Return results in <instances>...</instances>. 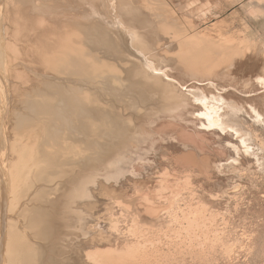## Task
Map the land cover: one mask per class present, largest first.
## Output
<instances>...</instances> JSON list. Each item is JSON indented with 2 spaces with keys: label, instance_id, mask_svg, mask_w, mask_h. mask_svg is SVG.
<instances>
[{
  "label": "bare ground",
  "instance_id": "1",
  "mask_svg": "<svg viewBox=\"0 0 264 264\" xmlns=\"http://www.w3.org/2000/svg\"><path fill=\"white\" fill-rule=\"evenodd\" d=\"M221 1L235 0H0V264L201 259L243 242L229 239L247 201L264 200V106L227 100L217 79L263 56L264 92V41L204 28ZM248 6L264 17V0ZM169 134L179 149L160 167Z\"/></svg>",
  "mask_w": 264,
  "mask_h": 264
},
{
  "label": "rangeland",
  "instance_id": "2",
  "mask_svg": "<svg viewBox=\"0 0 264 264\" xmlns=\"http://www.w3.org/2000/svg\"><path fill=\"white\" fill-rule=\"evenodd\" d=\"M232 1H234V0H232ZM224 3H226L225 1H223ZM222 1H221V3H223ZM223 3V5L222 4H220V7L219 8H212L213 10H212V12H211V15L213 16L212 17V21L209 23V25H205L204 26V28H207V27H212L213 25L215 26V24L217 23V26H218V24L219 25H221L220 27L218 26V31L219 32H225V33H227L230 37H236L237 38V40L238 39H240V40H238V41H244L245 39H247V38H249V39H252V40H257V41H264V17L263 16H261V17H258V18H252V17H250L248 14H247V12H246V9H248V3H249V0H242L240 3H239V1H234V4H230V3H227V4H224ZM224 6H225V8H224ZM229 7V8H228ZM224 8V9H223ZM225 11H223V10ZM221 10V11H220ZM223 11V12H222ZM203 15V14H202ZM202 15H198V17H200V16H202ZM217 16H218V18H217ZM214 17H216V18H214ZM223 30V31H222ZM246 37V38H245ZM245 38V39H244ZM236 40V41H237ZM259 46V45H258ZM260 47V46H259ZM258 47V48H259ZM257 48V47H256ZM256 48H254L253 50H255ZM257 48V49H258ZM262 48L260 47V49L259 50H261ZM259 50H258V52H259ZM256 51V50H255ZM255 51H252V52H254L253 54L254 55H256V54H258V52L257 53H255ZM262 51V50H261ZM261 51H260V53H259V55L261 54ZM261 57V56H260ZM258 58V59H256L253 63H258V64H254L253 65V63H250V65H242V64H237V65H235L232 69H230L229 71H228V73H229V76H226L224 79H217V80H220V81H222V82H220V81H218V83L220 84V85H223L224 84V86H225V84H230L229 86H231L232 88H234V90H230V91H227L226 93H224V97L225 98H227V100H229V101H231V102H233V103H235V101L237 102V104H240V106H242V104H243V102H244V106H242L243 108L244 107H246V109L245 110H248L249 108H250V106H251V103H252V105L254 106V107H259V106H261L262 108H263V106H264V92H262L261 91V89L259 90L258 88V86H256L257 84H254L255 83V81H254V79L252 78L256 73H258L259 71V68L261 67V65H262V57L261 58ZM258 61V62H257ZM260 61V62H259ZM159 63V62H158ZM156 64H157V62H156ZM159 64H161L163 67H166L165 69H164V72L166 73V75H169V77H171V78H174V79H177V80H179L180 79V75H177V78L176 77H173V76H176V73H173L172 72V69H173V71H174V68L173 67H171L170 65H167L166 66V63H163V62H160ZM169 66V67H168ZM168 68V69H167ZM172 68V69H171ZM258 69V70H257ZM168 70H171V71H168ZM170 72H172V74H173V76H171L172 74L170 73ZM175 72V71H174ZM168 73V74H167ZM175 74V75H174ZM162 76H163V74H161ZM150 77L151 76H149V80H150ZM228 78L230 79V82H229V80H228ZM151 79H152V81H151V83H154L153 82V79H154V77L152 76L151 77ZM227 79V80H226ZM181 80H182V78H181ZM251 80V81H250ZM154 81H157V82H159V83H161L162 84V79H154ZM180 81V80H179ZM183 81L184 80H182V82L181 83H183ZM248 81V82H247ZM250 81V82H249ZM253 81V83H251ZM224 82V83H223ZM245 82H247V83H245ZM245 84L248 86H245ZM249 84H253L252 86L251 85H249ZM226 85V86H227ZM233 85H235V86H233ZM177 87H178V85H176ZM249 86L251 87L250 89H249ZM253 87H255L256 89H253ZM242 89V90H241ZM253 89V90H252ZM240 90V91H239ZM249 90H251L249 93H250V95H248L247 97H245L244 96V94L245 93H247V91H249ZM255 90H256V92H255ZM213 92L214 90L213 89H208V92ZM234 91H235V93H234ZM262 92V93H261ZM244 93V94H243ZM182 93H180V95H181ZM259 94V95H258ZM263 94V95H262ZM180 95H179V97H180ZM232 95V96H231ZM234 95H236V96H234ZM243 95V96H242ZM256 95V96H255ZM229 96H230V98H229ZM263 96V97H262ZM184 97V96H183ZM232 97L234 98V100H232ZM257 97H258V99H257ZM260 97V98H259ZM180 98H182V97H180ZM262 98V99H261ZM237 99V100H236ZM239 99V100H238ZM243 99V100H242ZM253 99V100H252ZM262 101H260V100ZM256 100V101H255ZM188 101V100H187ZM187 101L185 100V102L184 103H187ZM246 101H248V102H246ZM251 101V102H250ZM258 101V102H257ZM242 102V103H241ZM254 102V103H253ZM260 102V103H259ZM193 103V104H192ZM246 103V104H245ZM250 105H249V104ZM188 104H190V105H192V106H194V105H196L194 102H188ZM255 104V105H254ZM257 104V105H256ZM246 105V106H245ZM261 107H259L260 109H261ZM224 111H223V113H227L228 111H227V109L224 107ZM261 110H264V108L263 109H261ZM227 111V112H226ZM196 117H198L199 116V114L198 113H196V115H195ZM205 129V128H204ZM177 142V139H176V137L173 135V134H169V135H165L164 136V140H162V142H161V145H164V144H167L168 145V147H164V146H162V148L164 149V151H166V150H168L167 151V153H169V152H171V151H175V150H177V149H179V148H177L176 149V146H175V144L174 143H176ZM170 144V145H169ZM172 144V145H171ZM161 147V146H160ZM159 150H160V148H159ZM167 153H165V155H166V158L165 159H163V160H165V161H162L161 160V157H160V155H161V153H155L154 154V158L156 157V159H157V162L159 163V165H160V167H162V166H164V162H166V161H171L170 159H168V158H170L172 155L169 153V154H167ZM178 155H180V153H176V154H174L173 156H178ZM160 161H162V162H160ZM156 164V163H155ZM231 164H234V161L233 160H231V161H229V162H223L222 163V165H225L227 168H229L230 166H231ZM150 174V173H149ZM264 191V190H263ZM142 192H143V190H141V194H142ZM153 194L155 193V192H152ZM260 198V197H259ZM254 199H251V201L250 200H248L247 201V206H252L250 209H249V212L248 213H250L251 215H252V213H254L252 216L250 215V214H245V216H246V218H245V220L246 221H248V222H250V224L248 223V222H246L245 221V223L244 224H242L243 226H240V224H238V226L237 225H235V224H237V222L236 221H238V220H236V221H234V222H232V223H230L231 224V226H229V227H232L233 229H236V227H239L240 226V228H244L245 227V229L247 228L249 231H248V233L250 232V230H253V229H255V231L253 230L252 232H250L248 235L249 236H247L246 234H244V233H247V230H245V229H240V228H237V229H240V231L239 230H233V231H235V235H233L232 237H231V239H229V240H231L230 242L231 243H238L240 240L241 241H243L242 243L244 244H242V243H240V245H237V248H235L231 253H225V254H223L220 250H216V251H212L213 252V254H211V255H209L208 257L206 256V257H203V258H195L194 257V255H192V253L190 252H185V250H177V251H179V252H177V251H174V250H172L171 252H169V253H165L164 254V258L163 257H160V256H157L156 257V255L155 256H149V257H147V258H144V261H146L147 259H149V260H147L148 262L146 263V264H148V263H152V264H181L182 263V261H183V263L182 264H264V253L262 252V250L264 251V240H261V238H263L264 237V233H262L263 231H264V200L263 199H255L254 201H253ZM259 200V201H258ZM117 200H113V202H116ZM120 202H123V203H125V201H123V200H121ZM129 202V201H128ZM255 202L257 203V204H255ZM260 202V203H259ZM110 205H112L113 207H111ZM109 205V209L107 208V207H102V208H98V212L100 213V211L101 210H104V211H102L101 213L103 214V215H101V213L100 214H97V216H96V218L99 216V220L97 219V221H96V223L95 224H97L98 223V225H100V226H104L105 224H107V223H109V222H106V223H104L105 221H110L112 218L110 217V211H111V213L112 212H114L113 210H115V212L117 211V209L118 208H115L117 205L116 204H110ZM124 205H126V204H124ZM258 205H260V206H258ZM106 208H107V210H106ZM112 208V209H111ZM245 210H246V208L248 209V207H243ZM256 208V209H255ZM253 209V210H252ZM250 210H252V211H250ZM96 212H97V210H96ZM106 213V214H105ZM116 214H117V212H116ZM100 215H101V217H100ZM120 216V214L119 215H117L116 217L114 216V218H117V217H119ZM251 216V217H250ZM253 216H255V217H253ZM104 217V218H103ZM110 217V218H109ZM106 218V219H105ZM249 218V219H248ZM101 221V223H99V222ZM102 222H103V224H102ZM239 222V221H238ZM247 223H248V225H247ZM232 224H234V225H232ZM247 225V226H246ZM253 225V226H252ZM257 225H260V227L259 226H257ZM234 226V227H233ZM249 226H252L251 228L249 227ZM254 226H257V227H259V233L258 234H256L255 235V233L256 232H258V230H256V229H258L257 227L255 228ZM249 227V228H248ZM254 227V228H253ZM232 228H230V229H232ZM246 231V232H244V233H242V231ZM238 231V232H237ZM236 232L239 234H237L238 235V238H237V236H236ZM255 232V233H254ZM260 232H261V234H260ZM251 233H254V235L252 234L251 235ZM243 234V235H242ZM251 235V236H250ZM258 235V236H257ZM260 235H262L263 237H260ZM236 236V237H235ZM240 236V237H239ZM242 236H243V238H242ZM245 236V237H244ZM254 236V237H253ZM256 236V237H255ZM251 239H250V238ZM253 237V238H252ZM260 237V238H259ZM236 238V239H235ZM254 238H255V240H254ZM233 239L234 240H237V241H233ZM248 239V240H247ZM264 239V238H263ZM251 240H252V242H254L253 244H252V242H251ZM254 240V241H253ZM257 240V242H255ZM247 241H248V243H247ZM261 241L263 242V243H261ZM231 243H230V245H231ZM238 243V244H239ZM258 243V247H256L257 244ZM259 243H261L262 245H259ZM234 244H232V245H234ZM243 246H242V245ZM249 244H252V245H248ZM239 246H242V248L241 247H239ZM247 248V246H248V248L246 249L245 247ZM234 247H236V244H235V246ZM253 247H255L257 250H258V252H257V250H255V248H252ZM260 247H262V248H260ZM238 249H240L239 251H237ZM253 250V252H251V251H246V250ZM259 249H262V250H259ZM93 250V251H92ZM236 250V251H235ZM242 250V251H241ZM245 250V251H244ZM93 253V252H95V251H97V249H90L88 252L89 253H91V252ZM174 251V252H173ZM256 251V252H255ZM262 252V254H261V252ZM233 252H235V256H234V253ZM242 252V253H241ZM176 253V254H175ZM185 253H186V255H185ZM188 253V254H187ZM238 253V254H237ZM240 253V254H239ZM244 253V254H243ZM255 253V254H254ZM257 253V254H256ZM173 254V255H172ZM230 254H232L233 256H231ZM261 254V255H260ZM175 255V256H174ZM180 255L182 256V257H180ZM237 255V256H236ZM259 255V256H258ZM263 255V256H262ZM167 256V257H166ZM188 256V257H187ZM230 256H231V258H230ZM186 257H187V259H186ZM220 257V258H219ZM152 258V259H151ZM154 258V259H153ZM206 260H205V259ZM252 258V259H251ZM127 259V258H126ZM129 259V258H128ZM189 259V260H188ZM219 259V260H218ZM184 260H186V261H184ZM202 260V261H201ZM213 260V261H212ZM252 260H254V261H252ZM127 262V264H133L134 262H133V260H132V262L130 261V260H126ZM156 261V262H155ZM179 261V262H178ZM214 262V263H213ZM145 263H142V264H145Z\"/></svg>",
  "mask_w": 264,
  "mask_h": 264
}]
</instances>
